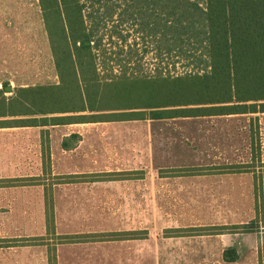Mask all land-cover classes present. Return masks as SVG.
Segmentation results:
<instances>
[{
    "label": "rangeland",
    "instance_id": "374dc122",
    "mask_svg": "<svg viewBox=\"0 0 264 264\" xmlns=\"http://www.w3.org/2000/svg\"><path fill=\"white\" fill-rule=\"evenodd\" d=\"M189 1L205 7V0ZM184 2L77 0L91 38V65L97 79L101 82L124 76L160 79L204 69L208 59L205 55L201 57L200 43L187 36L178 38L172 33L176 27L166 26L167 20H201L196 11L181 15ZM78 6L75 2L77 10ZM199 28L202 32L200 25L195 30ZM71 34L70 30L68 46L73 49ZM55 61L40 1L0 0V89L8 86L4 95L10 98L22 87L57 84ZM98 118L124 117L100 115ZM94 124L141 125L144 129L157 125L160 129L168 126L169 130H175L157 132L152 146L154 151L166 141L169 147L166 159L178 169L154 168L153 173L160 178L153 183L161 182V186L153 192L152 212L150 216L137 214L152 222L154 240L167 238L163 244H152L151 264H264V113ZM171 136L175 140L181 138L180 143L172 145ZM115 140L89 143L81 154L84 158L110 160L116 156ZM44 142L47 136L43 135ZM21 148L12 146L4 171L17 178L0 180V253L48 245L49 264H55L51 244L98 240L101 235L55 236V230L47 227L46 207L54 195V185L77 183L80 178L54 176L47 145L43 153L41 143L40 158H35V142L25 141ZM156 154L165 158L160 152ZM235 164L244 167L238 170L229 167ZM90 215L87 221L91 218L111 224L118 219L111 212ZM244 224L249 225L244 227ZM180 236L193 240L171 239ZM49 239L53 241L48 242ZM227 246H236L241 255L238 262L223 260V248Z\"/></svg>",
    "mask_w": 264,
    "mask_h": 264
},
{
    "label": "trees",
    "instance_id": "16d2710c",
    "mask_svg": "<svg viewBox=\"0 0 264 264\" xmlns=\"http://www.w3.org/2000/svg\"><path fill=\"white\" fill-rule=\"evenodd\" d=\"M39 1L52 41L59 82L22 87L10 98L4 95L7 85L0 89V118H11L8 124L44 127L264 113V0H205L204 8L185 0L181 15L196 11L202 21L185 22L179 18L173 22L167 20L166 26L176 27L172 33L178 38L187 36L200 43L201 57L205 55L208 59L206 67L176 77L124 76L106 82L97 79L91 65V38L84 27L77 0ZM199 25L202 32L200 28L195 30ZM70 30L73 49L68 46ZM100 115H122L124 118L99 119ZM76 137L72 135L64 140L63 147L69 149L68 142ZM229 167L238 170L236 168L242 169L244 164ZM183 169L179 170L183 172ZM46 207L47 227L54 230L52 195ZM134 235L123 233L104 237ZM223 258L226 262H236L239 255L230 248L225 250Z\"/></svg>",
    "mask_w": 264,
    "mask_h": 264
},
{
    "label": "crops",
    "instance_id": "0c3cea01",
    "mask_svg": "<svg viewBox=\"0 0 264 264\" xmlns=\"http://www.w3.org/2000/svg\"><path fill=\"white\" fill-rule=\"evenodd\" d=\"M9 120L12 119L0 118V180L17 178L4 172L6 165L9 164L7 158L12 146H15V149H18V146L22 149L21 146L25 141L35 142V158H40L41 143L42 150L44 145H47L48 159L54 170L53 175L62 178L63 176L80 178L77 183L66 182L64 185H54L55 236L101 235L98 240L82 239L77 242L51 244L55 264H151L152 244H163L167 238L154 240L152 222L146 220L144 215L143 219L137 217V214L147 213L150 216L152 212L153 192L161 186V182L153 183L154 179L160 178L159 174L153 173L154 168L155 170L178 169L166 159L169 149L166 141L154 151L152 146L153 136L155 138L157 132L174 133L175 130H169L168 126L160 129L161 127L157 125L144 129L141 125L94 123L23 127L8 124ZM109 133L119 135L114 137L104 135ZM43 135L44 138L47 136V142L44 144ZM72 135L78 137L69 141V149H65L63 141ZM158 138L166 140L167 136H158ZM170 138L172 145L180 143L181 138L178 140L173 136ZM109 139H116L118 143L116 156L110 160L84 158L81 154V150L89 143L96 144ZM15 151L17 154V150ZM157 152L163 154L165 158H160ZM72 154L74 156H71ZM108 212L118 218L111 224L101 220L91 221V218L87 221L89 214L92 217L96 213ZM132 217L134 220L131 219ZM123 233L136 235L104 237ZM171 239L184 241L186 238L180 236ZM50 241L53 240L49 239L48 242ZM48 247V245H35L0 253V264H49ZM230 248L237 252L236 246H227L226 249L223 248V255L225 250ZM237 254L240 259L241 255L238 252Z\"/></svg>",
    "mask_w": 264,
    "mask_h": 264
}]
</instances>
